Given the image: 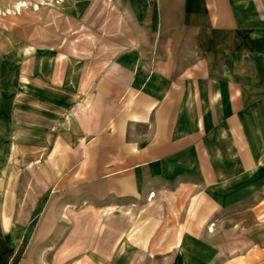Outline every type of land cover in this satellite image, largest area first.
<instances>
[{
    "label": "crops",
    "instance_id": "1",
    "mask_svg": "<svg viewBox=\"0 0 264 264\" xmlns=\"http://www.w3.org/2000/svg\"><path fill=\"white\" fill-rule=\"evenodd\" d=\"M58 4L89 38L0 44V264H204L264 193V0Z\"/></svg>",
    "mask_w": 264,
    "mask_h": 264
},
{
    "label": "rangeland",
    "instance_id": "2",
    "mask_svg": "<svg viewBox=\"0 0 264 264\" xmlns=\"http://www.w3.org/2000/svg\"><path fill=\"white\" fill-rule=\"evenodd\" d=\"M59 7L58 0H0V44L22 36L37 37L39 30L47 45L75 44L89 38L83 27L74 33L79 27L59 17ZM209 218L210 249L204 264H264V193L247 205L219 210Z\"/></svg>",
    "mask_w": 264,
    "mask_h": 264
},
{
    "label": "bare ground",
    "instance_id": "3",
    "mask_svg": "<svg viewBox=\"0 0 264 264\" xmlns=\"http://www.w3.org/2000/svg\"><path fill=\"white\" fill-rule=\"evenodd\" d=\"M20 4H21V2L18 3L19 6H20ZM22 5H24V4H22ZM18 9H19V8H18Z\"/></svg>",
    "mask_w": 264,
    "mask_h": 264
},
{
    "label": "built area",
    "instance_id": "4",
    "mask_svg": "<svg viewBox=\"0 0 264 264\" xmlns=\"http://www.w3.org/2000/svg\"><path fill=\"white\" fill-rule=\"evenodd\" d=\"M152 195V194H151Z\"/></svg>",
    "mask_w": 264,
    "mask_h": 264
}]
</instances>
